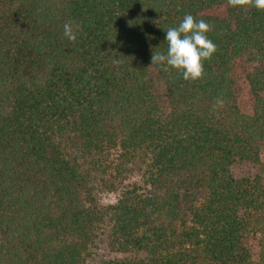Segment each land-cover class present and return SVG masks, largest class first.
<instances>
[{
	"label": "trees",
	"instance_id": "obj_1",
	"mask_svg": "<svg viewBox=\"0 0 264 264\" xmlns=\"http://www.w3.org/2000/svg\"><path fill=\"white\" fill-rule=\"evenodd\" d=\"M186 13L195 81L151 65ZM263 152L249 0H0V264H264Z\"/></svg>",
	"mask_w": 264,
	"mask_h": 264
},
{
	"label": "clouds",
	"instance_id": "obj_2",
	"mask_svg": "<svg viewBox=\"0 0 264 264\" xmlns=\"http://www.w3.org/2000/svg\"><path fill=\"white\" fill-rule=\"evenodd\" d=\"M234 6L245 0H229ZM250 6L264 11V0H249ZM209 24L204 19H198L186 13L176 27L166 30V52H153L152 64H156L164 71L174 69L186 81H195L202 77L204 61L210 59L216 52V45L208 38ZM79 34L77 25L65 22L63 38L75 42Z\"/></svg>",
	"mask_w": 264,
	"mask_h": 264
},
{
	"label": "rangeland",
	"instance_id": "obj_3",
	"mask_svg": "<svg viewBox=\"0 0 264 264\" xmlns=\"http://www.w3.org/2000/svg\"><path fill=\"white\" fill-rule=\"evenodd\" d=\"M238 105L241 111L245 114H252L253 112V99L252 96L248 90V88L244 87L243 91L240 93L238 97ZM262 163L264 165V152L262 154ZM236 174H240L241 170L239 168L235 169ZM263 178H264V172H263ZM117 195L115 194H106L101 193L99 194V200L101 205L107 206L109 204H112L116 201ZM90 264V263H89Z\"/></svg>",
	"mask_w": 264,
	"mask_h": 264
}]
</instances>
